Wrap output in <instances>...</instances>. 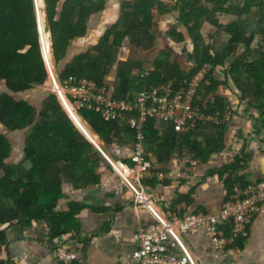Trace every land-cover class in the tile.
Listing matches in <instances>:
<instances>
[{"label":"crops","instance_id":"obj_1","mask_svg":"<svg viewBox=\"0 0 264 264\" xmlns=\"http://www.w3.org/2000/svg\"><path fill=\"white\" fill-rule=\"evenodd\" d=\"M135 1L106 0L104 7L87 20L86 34L73 40L68 61L86 52L97 56L104 35L113 27L117 31L126 32L121 4ZM254 10L258 12L256 8H252L243 32L249 33L257 28L258 18L256 21L251 18ZM42 17L45 39V42L44 39L40 40L42 55L45 62V54H50L54 74L58 77L57 73L64 63L57 66L54 62L44 0ZM213 17L212 14L206 15L201 33H198L210 34L214 51L221 52L227 46L228 37L222 30L210 25ZM216 19L219 23L226 24L237 21L238 17L217 16ZM177 33H182L185 39L179 40ZM261 41L262 36L257 33L252 43L253 54L264 53L260 47ZM242 51L243 46L239 45L231 55V60L242 55ZM192 52V39L187 36L183 26L178 24L174 12H153L150 27L126 33L112 55L109 68L96 73L94 79L99 87H104L112 95L118 86V72L127 73L132 82L138 83L142 75L151 73L154 64L159 62L162 64L161 79L176 82V73L187 74L194 66ZM226 65L214 68L217 80L225 79ZM47 71L49 77L48 68ZM48 82L50 83L49 79ZM38 88L36 92L28 91L25 94L31 92L38 97ZM218 94L225 97L228 102L226 110L231 113L225 124L227 129L224 147L211 152L202 163L196 153L182 143L181 137L191 130L196 141L204 145L215 139L217 129L214 126H197L189 131L177 132L157 117L159 127L156 143L158 141L166 146L154 149L144 132L147 159L151 162L154 175L145 179L132 176L136 191L115 172L106 159L108 157L114 162L130 166L133 134L100 137L93 130L90 119H84L80 113H74L72 109L61 105L76 127L79 139L90 142L98 152V158H93L97 164L92 167V173L76 181H72V174L65 173L61 162H56L49 168L48 182H59L61 186L59 190L56 189L57 200L51 205L58 223L55 235L49 223L44 220L32 221L27 226L18 224L17 217L11 216L4 204H0V217L3 218L0 219V264H64L51 257V252L58 247L74 252L80 264H131L139 227L164 220L168 211L177 212L178 216L189 213L218 215L224 202L233 200L238 192L246 188L244 185L258 182L264 175V132L257 128V113L252 109L256 103L254 85L242 83L238 88L229 78L218 87ZM172 129L175 134H171ZM161 138H164L162 142ZM10 143L12 153L8 164L18 156L13 142ZM239 155L243 157L239 162L243 167L233 173L238 181L230 192L225 185L227 176L222 173L226 167L235 163ZM191 158L196 160L195 165L188 162ZM24 163L22 165L29 169L30 162L25 160ZM158 172L163 173L164 178L159 179L155 175ZM5 200L2 196V201ZM223 232L228 234L229 229L223 227ZM170 239L176 243V253H185L191 264H264V203L259 206L246 236L238 238L221 251L212 248L210 238L201 229L182 233L174 228ZM164 247H168V243Z\"/></svg>","mask_w":264,"mask_h":264},{"label":"trees","instance_id":"obj_2","mask_svg":"<svg viewBox=\"0 0 264 264\" xmlns=\"http://www.w3.org/2000/svg\"><path fill=\"white\" fill-rule=\"evenodd\" d=\"M106 0H44L47 25L51 32L52 53L55 64L64 63L57 73L59 79L69 76L94 79V75L109 68L112 55L120 46L126 33L148 29L151 25L153 12L176 15L178 24L183 26L187 36L192 39L194 66L186 73H176V82L192 78L205 64L212 67L200 84L195 105L204 114H223L228 102L218 94V87L230 78L239 88L242 83L254 85L256 103L252 109L257 113V128L264 132V53L255 55L252 43L257 33L262 36L261 49L264 50V0H136L121 4L122 17L126 32L117 31L115 27L108 30L101 43L97 56L91 52L76 55L68 61L73 40L86 34L89 17L104 7ZM252 8L258 10V24L254 31L243 32L248 24ZM212 14L210 25L222 30L227 35V46L221 52L213 49L210 34H200L206 15ZM237 15L238 20L226 24L219 23L217 16ZM179 40L185 36L177 33ZM37 17L33 0H0V124L8 132H23L22 158L30 162L29 169L22 164H8L12 146L8 138L0 132V204H4L11 216H16L18 224L29 225L32 221L44 220L49 223L53 235L57 234V219L52 213V202L57 200L56 189L59 182H48L49 168L61 162L65 173L72 174V181L82 179L92 173L97 163L98 152L85 139H79L77 129L66 117L63 122L56 119V114L63 111L55 93L49 91L45 99L50 113L30 105L23 95L25 92H36V88L48 81V71L44 62L39 41ZM243 46V53L231 60L236 48ZM221 53V54H217ZM50 57V54L49 56ZM45 59H47L45 57ZM50 62V58L48 59ZM229 61V62H228ZM228 62V63H227ZM226 63L228 65H226ZM161 65L154 64V70L138 83L130 80L125 72H118V86L110 95L114 99L132 100L134 95L143 88L157 86L166 82L161 79ZM227 66L224 80H217L214 74L216 66ZM102 86V84H100ZM177 88V85L175 86ZM198 96L200 99L198 100ZM84 119H90L93 130L100 136L133 134L129 128H119L114 123L105 122L101 118L99 108L81 110ZM198 126L210 127L212 125ZM159 120L156 116L149 117L145 123L146 137L161 149L157 141ZM217 129L215 139L204 145L196 141L193 132L181 137L183 144L196 153L203 162L213 151L224 147L227 125L214 126ZM171 134H175L172 129ZM154 140V141H153ZM164 138H161V142ZM153 141V142H152ZM166 141V140H165ZM243 157L237 156L234 164L224 169L225 185L231 192L237 180L236 173L243 166L239 164ZM248 185H244L247 187ZM2 196L6 200L2 201ZM235 199V198H234ZM233 199V200H234ZM0 219H3L2 216ZM228 228V226H225Z\"/></svg>","mask_w":264,"mask_h":264},{"label":"built area","instance_id":"obj_3","mask_svg":"<svg viewBox=\"0 0 264 264\" xmlns=\"http://www.w3.org/2000/svg\"><path fill=\"white\" fill-rule=\"evenodd\" d=\"M33 3L39 21L38 15L39 12L42 13L43 0H33ZM210 69L211 66L205 64L192 78L184 79L178 84L168 81L143 88L134 95L132 100L112 98L108 91L104 87H99L94 80L74 76L61 80L52 71H49V84L60 104L66 109H72L74 113L79 114L81 110L91 111L99 108L101 118L105 122L133 131L131 165L114 162L108 157L106 159L115 172L136 191L131 180L132 176L145 179L154 175L151 162L147 159L143 131L149 117H158L162 123L177 132L197 128L198 124L225 125L230 119L231 113L227 110L223 114L219 112L204 114L194 103L198 88ZM148 74L146 72L142 77ZM188 162L191 165L196 164L193 158ZM155 175L159 179L165 176L161 172ZM238 193L234 200L223 203L218 215L189 213L178 216L177 212L168 211L164 220L139 227L136 233V248L131 255V264H191L185 253H176V243L170 239L174 228L182 233L203 230L210 238L215 251H221L238 238L246 236L259 206L264 203V175L260 181ZM225 226H228V234L223 232ZM165 243H168V247H164ZM51 257L64 264H80L74 252L62 247L54 249Z\"/></svg>","mask_w":264,"mask_h":264},{"label":"rangeland","instance_id":"obj_4","mask_svg":"<svg viewBox=\"0 0 264 264\" xmlns=\"http://www.w3.org/2000/svg\"><path fill=\"white\" fill-rule=\"evenodd\" d=\"M258 12H256V10H254V12H253V15L251 16V18L254 20V21H256V19L258 18L257 17V14ZM207 27V26H206ZM205 27V28H206ZM209 28V27H208ZM207 28V29H208ZM244 28V27H243ZM242 28V30H244ZM39 27H38V31H39ZM44 29V28H43ZM246 30H249L250 31V29H248V28H245ZM41 31V30H40ZM42 32V34H41V36L39 35V37L41 38H39V41L40 40H43L44 39V36H43V34H44V30L43 31H41ZM200 33H201V31H200ZM43 42H45V39L43 40ZM43 45V44H42ZM43 47H44V45H43ZM214 49V48H213ZM44 53H45V47H44ZM216 51V50H215ZM236 51V50H235ZM49 56V53H47V54H45V57L47 58V59H45V63H46V65L48 66H46L47 68H48V70L49 71H52V73H54V70H53V65L51 64V59H50V62L48 61V59L50 58V57H48ZM39 90H38V92H39V95H38V97H36L33 93H31V92H29L28 93V95L27 94H25L24 93V95H25V97L28 99V101H29V103H30V105H33V106H35L36 108H37V110H39V109H41V108H44V110H46L47 112H49L50 113V107H51V105L48 103V102H46L45 101V99H46V97H47V94H48V92L49 91H52V89H51V86H50V84H49V82L47 81L43 86H41V87H39L38 88ZM66 117H68L67 115H66V113L65 112H63V111H60V112H58L57 114H56V119L59 121V122H63L64 121V119H66ZM0 132H3V134L8 138V139H10V141H12L13 142V146H14V148L18 151V156L17 157H15V158H12L11 159V163H15V164H22V163H24V159L21 157V151H22V149H23V132H15V133H9L8 131H5L4 129H3V126L0 124ZM25 164V163H24Z\"/></svg>","mask_w":264,"mask_h":264},{"label":"bare ground","instance_id":"obj_5","mask_svg":"<svg viewBox=\"0 0 264 264\" xmlns=\"http://www.w3.org/2000/svg\"><path fill=\"white\" fill-rule=\"evenodd\" d=\"M38 18H39V23H40V30L43 31L44 26H43V17H42L41 12H39ZM43 36H44V34H43ZM88 137L95 141V139H93L92 137H90V136H88Z\"/></svg>","mask_w":264,"mask_h":264},{"label":"clouds","instance_id":"obj_6","mask_svg":"<svg viewBox=\"0 0 264 264\" xmlns=\"http://www.w3.org/2000/svg\"><path fill=\"white\" fill-rule=\"evenodd\" d=\"M37 23H38V20H37ZM39 34L41 35V34H42V32H41V31H39ZM48 79H49V77H48Z\"/></svg>","mask_w":264,"mask_h":264},{"label":"water","instance_id":"obj_7","mask_svg":"<svg viewBox=\"0 0 264 264\" xmlns=\"http://www.w3.org/2000/svg\"><path fill=\"white\" fill-rule=\"evenodd\" d=\"M38 27L40 28V23H39V21H38ZM39 31H40V29H39Z\"/></svg>","mask_w":264,"mask_h":264}]
</instances>
